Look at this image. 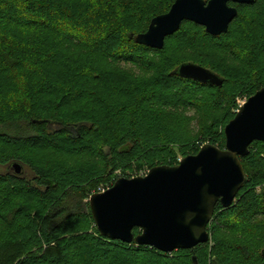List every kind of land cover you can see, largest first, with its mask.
I'll use <instances>...</instances> for the list:
<instances>
[{
	"label": "trees",
	"instance_id": "obj_1",
	"mask_svg": "<svg viewBox=\"0 0 264 264\" xmlns=\"http://www.w3.org/2000/svg\"><path fill=\"white\" fill-rule=\"evenodd\" d=\"M174 1L0 0V264H193V256L205 264L207 244L162 253L102 237L87 202L113 185L116 170L176 166L178 153L195 155L206 143L223 149L221 129L235 115L236 97L264 86V73L253 72L264 57V0L229 3L237 16L218 37L183 22L162 50L136 44L134 37ZM206 49L242 60L246 71L222 68L218 93L171 74L189 63L176 64L177 52L201 56ZM151 53L159 59L147 58ZM114 62L150 75L121 85L109 67ZM221 106L223 116L208 114ZM167 108H206L202 116L213 119L189 138L177 113L170 116L178 125L167 127ZM36 151L96 157L100 165H49ZM262 154L263 143L249 146L239 158L246 181L235 201L214 208L207 230L217 264H264V243L257 246L246 232L264 230ZM13 163L21 175L9 170Z\"/></svg>",
	"mask_w": 264,
	"mask_h": 264
},
{
	"label": "water",
	"instance_id": "obj_2",
	"mask_svg": "<svg viewBox=\"0 0 264 264\" xmlns=\"http://www.w3.org/2000/svg\"><path fill=\"white\" fill-rule=\"evenodd\" d=\"M254 0H175L167 13L150 21L134 42L162 50L167 37L183 22L204 28L211 37L226 34L237 16L235 5ZM179 5V7H178ZM132 38V36H130ZM171 74L199 84L221 87L223 80L198 65L181 64ZM225 145L205 144L176 166L151 168L144 177L119 178L103 193L88 199L98 233L112 241L153 248L162 253L192 251L209 240L208 225L217 204L229 208L246 181L240 157L253 142L264 144V86L248 98L224 127ZM9 170L21 175L22 166ZM140 234L134 236L133 230ZM264 257V251H262ZM192 263L198 264L192 257Z\"/></svg>",
	"mask_w": 264,
	"mask_h": 264
},
{
	"label": "rangeland",
	"instance_id": "obj_3",
	"mask_svg": "<svg viewBox=\"0 0 264 264\" xmlns=\"http://www.w3.org/2000/svg\"><path fill=\"white\" fill-rule=\"evenodd\" d=\"M149 57V59L151 61H155L158 60L159 57L154 55V54H149V56H147V58ZM262 63L260 64V66H258L259 68L253 72L258 73V72H262L264 73V57L261 58ZM175 61L176 64L182 61L185 62H189L195 65L200 66V67L209 70L212 73H216L215 75H219L221 76V69L225 68V67H231L233 70L238 71L239 73H243L246 71L245 65L242 62V60H233L229 55L224 54V53H216V52H212L209 51L208 49L203 50L202 51V55L201 56H197L194 52L191 51H186V50H182L181 52H177V54L175 55ZM206 63V64H205ZM110 70L114 71V73L116 72L119 75V81L121 82V85L123 84H128V82L131 81H137L142 77H147L148 75H150L149 72H145L144 70L139 69V67L133 65V64H129L127 63H121V62H114L113 65H110ZM250 70V68H249ZM248 70V71H249ZM252 72V73H253ZM220 73V74H219ZM215 87V86H213ZM217 93L219 92V90H221V87H215ZM215 92V91H214ZM206 97H208V95L204 94ZM249 97H247V95H242V97L237 96L236 100H235V104L237 107V110L234 109L233 111H235V113L238 111L239 107L248 99ZM209 99V98H208ZM83 105V104H82ZM85 105V104H84ZM206 108L203 109H198V111H196L195 109H166V113L168 114V119L167 121H169V123L167 124V127L173 129L172 127H176L177 121H174V119L171 118L170 113H177L179 116H181V121L183 127H185L184 132L189 133V138L191 137H195L198 136L201 129L204 128L205 126H208L209 123H211V119L209 117V121L202 115H206V113H204ZM224 106H221V110L217 111L216 113L213 112H208V114L211 113V117L213 116H223L224 115ZM179 123V122H178ZM225 127V125H224ZM52 129H56V126L53 127ZM224 141V145H225V138H224V128L221 129V141ZM209 144V143H206ZM204 146V145H203ZM202 146V147H203ZM181 146L179 145H175L174 148H180ZM217 147V146H216ZM219 148V147H217ZM201 149V147H200ZM199 149V150H200ZM221 149V148H219ZM224 149V147H223ZM38 153V154H37ZM264 155V154H262ZM35 156L37 158V160H41V161H46L49 160L50 162L47 163L49 165L55 164L58 165L60 164V166H64L65 168H69V167H79L81 168L82 166H89V165H93L96 167H99L100 162L96 157H81V156H68L67 154H59V153H49V152H44L43 155L39 154V152H35ZM183 158L181 154H177L176 156V165H178L179 161H181ZM148 167L146 165H143L142 168H140L139 170H137V168L135 167V165L131 168V167H125L124 169H120V170H116L114 172L111 173L110 176H112V178L114 179H119V178H124V176H122V170L124 171V173L128 176V178H135V177H140L145 175L149 169H147ZM108 173L105 174V176H107ZM112 184V183H111ZM112 186V185H111ZM211 222V221H210ZM210 224V223H209ZM95 227V226H94ZM90 233H93L92 228L89 229ZM247 235L249 237V239H251L253 242H255V244L258 246L262 245L264 243V230H260V228L255 229V230H249L246 231ZM207 246L205 248V250H203V252L206 254L205 257V264H217L216 260H215V256L211 254L212 248H213V242L211 241V236L209 235V240L206 243ZM179 251V250H177ZM121 258H119V260L123 259V256L120 255ZM172 258V257H171ZM152 259L157 260V258L152 257ZM158 261H161L158 260ZM156 261V262H158Z\"/></svg>",
	"mask_w": 264,
	"mask_h": 264
},
{
	"label": "built area",
	"instance_id": "obj_4",
	"mask_svg": "<svg viewBox=\"0 0 264 264\" xmlns=\"http://www.w3.org/2000/svg\"><path fill=\"white\" fill-rule=\"evenodd\" d=\"M148 173V172H147ZM147 173L145 174V175H143V176H140V177H144V176H146L147 175ZM107 189H109L108 187H100V188H98L97 189V192L96 193H103V192H105Z\"/></svg>",
	"mask_w": 264,
	"mask_h": 264
},
{
	"label": "snow or ice",
	"instance_id": "obj_5",
	"mask_svg": "<svg viewBox=\"0 0 264 264\" xmlns=\"http://www.w3.org/2000/svg\"><path fill=\"white\" fill-rule=\"evenodd\" d=\"M178 7H179V5H178Z\"/></svg>",
	"mask_w": 264,
	"mask_h": 264
}]
</instances>
